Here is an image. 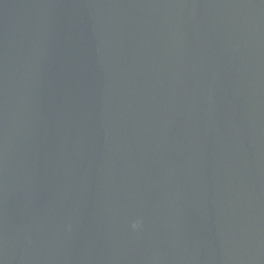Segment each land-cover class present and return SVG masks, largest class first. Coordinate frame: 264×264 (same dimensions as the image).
Listing matches in <instances>:
<instances>
[{
	"label": "water",
	"instance_id": "95a60500",
	"mask_svg": "<svg viewBox=\"0 0 264 264\" xmlns=\"http://www.w3.org/2000/svg\"><path fill=\"white\" fill-rule=\"evenodd\" d=\"M0 264H264V0H0Z\"/></svg>",
	"mask_w": 264,
	"mask_h": 264
},
{
	"label": "clouds",
	"instance_id": "9594fccd",
	"mask_svg": "<svg viewBox=\"0 0 264 264\" xmlns=\"http://www.w3.org/2000/svg\"><path fill=\"white\" fill-rule=\"evenodd\" d=\"M140 226H141L140 221H137V222L133 223V225H132L133 229H138Z\"/></svg>",
	"mask_w": 264,
	"mask_h": 264
}]
</instances>
